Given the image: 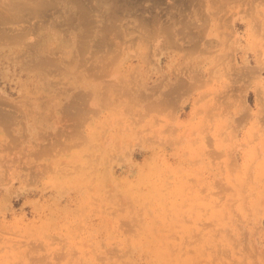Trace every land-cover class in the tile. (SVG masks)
Here are the masks:
<instances>
[{
    "label": "rangeland",
    "instance_id": "rangeland-1",
    "mask_svg": "<svg viewBox=\"0 0 264 264\" xmlns=\"http://www.w3.org/2000/svg\"><path fill=\"white\" fill-rule=\"evenodd\" d=\"M0 264H264V0H0Z\"/></svg>",
    "mask_w": 264,
    "mask_h": 264
}]
</instances>
